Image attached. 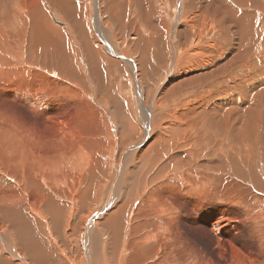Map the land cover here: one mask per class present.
Returning a JSON list of instances; mask_svg holds the SVG:
<instances>
[{
  "label": "rangeland",
  "instance_id": "obj_1",
  "mask_svg": "<svg viewBox=\"0 0 264 264\" xmlns=\"http://www.w3.org/2000/svg\"><path fill=\"white\" fill-rule=\"evenodd\" d=\"M82 2L88 7L94 44L115 62L109 65L107 58L104 64L98 62L99 69L111 78L109 92L122 100L130 110V120L139 127L135 129L138 139L133 138L137 140L121 151L122 166L128 161L129 170L142 167L143 195L147 196L148 189L153 192L151 197L155 194L143 208L147 224L142 232L165 238L166 247L199 251L206 261L210 257L218 262V253L224 251L228 258L220 264H227L231 250L238 248L251 252L254 264H264V0ZM51 10L68 26L62 10ZM235 13L251 18L252 24L242 21L254 34L249 45L241 39L244 29L241 18L233 17ZM66 29L78 49L76 40L80 38L73 37L70 24ZM155 41L165 42L164 55L158 53ZM77 52L75 63L84 72L87 59L79 49ZM83 72L82 87L74 90L62 81L67 87L60 94L68 99L70 89L81 93L82 104L75 110L82 118L81 130L96 133L105 123L106 141L97 153L109 151L112 155L107 140L120 138L119 118L108 96L103 99L105 105H100L99 94L91 81L87 85ZM84 73H89L88 67ZM34 82L40 92L49 85L36 79L30 84ZM51 92H58V87ZM86 98H91L95 110L83 104ZM101 134L96 133L95 142L102 139ZM113 165L109 166V187L121 188L117 182H122L126 173L118 178ZM164 165V171L156 176ZM123 196L110 207L119 206ZM139 201L126 209L125 215L131 213L130 224L138 215ZM97 205L100 211L103 203Z\"/></svg>",
  "mask_w": 264,
  "mask_h": 264
},
{
  "label": "bare ground",
  "instance_id": "obj_2",
  "mask_svg": "<svg viewBox=\"0 0 264 264\" xmlns=\"http://www.w3.org/2000/svg\"><path fill=\"white\" fill-rule=\"evenodd\" d=\"M80 2L0 0V264H220L228 258L224 251L218 253L219 263L210 257L206 261L201 259L199 251L166 247L165 238L142 232L147 224L143 208L153 192L148 189L147 196L143 195L139 175L143 169L140 166L129 170L128 161L122 166L121 151L138 139L135 129L139 127L130 120L127 114L130 110L124 108L122 100L109 92L111 78L107 70L104 73L99 69L98 62L104 64L106 58L109 65L115 62L94 44L92 24L86 14L88 7ZM51 8L62 10L68 26L61 24L64 20L58 19L56 9L55 13ZM233 17L241 18V23L252 24L250 16L240 17L235 13ZM244 23L245 36L241 35V39L249 45L254 34ZM69 24L73 37L80 38L76 40L78 49L87 59L89 73H84L86 67L84 72L77 68L75 53L78 49L67 35ZM156 43L158 53L163 54L165 42ZM82 72L87 85L91 81L93 90L101 97L97 95L100 105H105L103 99L108 96L119 118L121 139L116 136L117 140H107L114 151L112 155H108L109 151L97 153L101 143L106 141L105 123L100 125L102 139L97 142L94 137L99 131L83 133L81 130V115L79 111L75 113L82 104L81 93L74 90L82 87ZM33 79L49 85L40 92L35 82L30 84ZM62 81L74 89H70L68 99L60 94V90L67 87L60 84ZM54 86L58 87V92H51ZM90 100L86 98L83 104L95 110ZM135 137L137 139H133ZM111 163L114 164L112 172L118 178L126 173L123 181L117 182L123 189L119 185L109 187ZM165 168L162 166L155 175ZM111 191L113 196H110ZM119 195H124L122 203L111 208ZM137 199L140 200L136 209L138 215L130 224V210L127 215L125 212ZM98 203H103L100 211H97ZM241 250L233 248L227 264H254L256 258H251V252Z\"/></svg>",
  "mask_w": 264,
  "mask_h": 264
},
{
  "label": "crops",
  "instance_id": "obj_3",
  "mask_svg": "<svg viewBox=\"0 0 264 264\" xmlns=\"http://www.w3.org/2000/svg\"><path fill=\"white\" fill-rule=\"evenodd\" d=\"M240 2V1H239ZM241 3H243V2H241Z\"/></svg>",
  "mask_w": 264,
  "mask_h": 264
}]
</instances>
